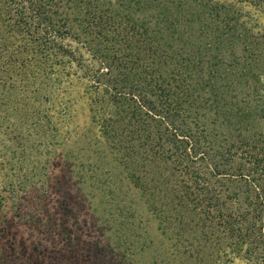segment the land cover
Segmentation results:
<instances>
[{
	"label": "rangeland",
	"instance_id": "obj_1",
	"mask_svg": "<svg viewBox=\"0 0 264 264\" xmlns=\"http://www.w3.org/2000/svg\"><path fill=\"white\" fill-rule=\"evenodd\" d=\"M217 1L234 4L229 12L251 29L250 42L238 43L236 59L229 53L224 58L239 64L237 108L253 115L264 108V63L248 59L245 47L253 51L254 40L264 50V13L246 0ZM7 59L0 57V264H262L264 221L253 219L260 201L239 174L261 173L249 156L256 145L255 154L264 158L263 119L216 128L209 94H195L196 109L181 118L216 139L200 144L209 153L206 160L190 163L207 172L206 179L188 175V158L174 155L166 143L169 153L156 161L149 149L136 157L145 192L130 183L117 159V148L142 142L130 141L127 120L117 126L114 116L110 137L103 136L93 116L108 115V107L94 105L87 82L37 66L30 71ZM249 67L257 77L241 76ZM150 124L156 139L164 129ZM242 142L251 145L248 152L241 151ZM230 146L236 150L228 159L223 150ZM170 156L168 163L161 161ZM216 166L221 175L213 174Z\"/></svg>",
	"mask_w": 264,
	"mask_h": 264
},
{
	"label": "trees",
	"instance_id": "obj_2",
	"mask_svg": "<svg viewBox=\"0 0 264 264\" xmlns=\"http://www.w3.org/2000/svg\"><path fill=\"white\" fill-rule=\"evenodd\" d=\"M246 1L264 13V0ZM231 8L235 9V5ZM231 8L217 0H0V57H7L11 65L15 62L23 64L24 69L30 67V71L37 66L61 79L87 82L96 95L94 105L100 101L108 107V115L100 119L93 116L105 137H110L109 123L114 116L118 117L117 126L127 120L125 129L130 141L142 142L131 148H117V159L129 172V181L136 189L146 190L136 157L149 149L154 161L160 154L169 153L166 143L173 145L174 155L188 158V175L206 179L207 172L190 163L199 158L206 160L209 153L203 152L200 144L216 139L204 131L199 134L188 119L181 118L196 109L195 94H209V111L216 128L231 130L239 119L264 120V108L258 112L255 109L257 115H252L239 110L233 100L239 64H228L224 56L229 53L236 59L238 43L250 42L251 29L229 12ZM177 44L181 45L178 51ZM258 47L254 40L253 51L245 47L248 59L255 64L264 63V50ZM252 70L249 67L241 76L257 77ZM150 123L164 129L156 139ZM195 125L201 127L198 120ZM242 143L241 151L248 152L251 145ZM253 148V154L251 151L248 155L256 163L253 166L261 167V173L251 170L239 175L248 186H254L260 202L253 209V219L263 222L264 166L259 162L263 163L264 158L255 154L256 145ZM235 150L230 146L223 155L231 159ZM172 159L170 156L161 161L168 163ZM178 165L183 166L184 161L179 160ZM179 166L176 165L178 170ZM213 174H222L219 166ZM259 235L264 239V227L259 229ZM261 258L264 264V249Z\"/></svg>",
	"mask_w": 264,
	"mask_h": 264
}]
</instances>
